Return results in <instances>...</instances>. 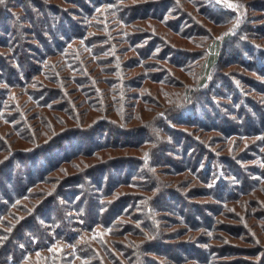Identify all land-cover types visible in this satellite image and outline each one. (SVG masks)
I'll list each match as a JSON object with an SVG mask.
<instances>
[{"label":"trees","instance_id":"trees-1","mask_svg":"<svg viewBox=\"0 0 264 264\" xmlns=\"http://www.w3.org/2000/svg\"><path fill=\"white\" fill-rule=\"evenodd\" d=\"M0 264H264V0H0Z\"/></svg>","mask_w":264,"mask_h":264}]
</instances>
